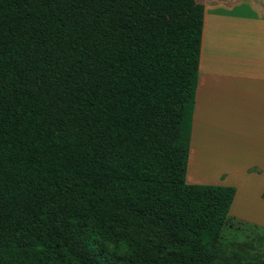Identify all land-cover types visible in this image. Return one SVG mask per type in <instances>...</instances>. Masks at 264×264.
<instances>
[{"label":"trees","instance_id":"16d2710c","mask_svg":"<svg viewBox=\"0 0 264 264\" xmlns=\"http://www.w3.org/2000/svg\"><path fill=\"white\" fill-rule=\"evenodd\" d=\"M204 11L0 0V264H264L186 181Z\"/></svg>","mask_w":264,"mask_h":264},{"label":"crops","instance_id":"0c3cea01","mask_svg":"<svg viewBox=\"0 0 264 264\" xmlns=\"http://www.w3.org/2000/svg\"><path fill=\"white\" fill-rule=\"evenodd\" d=\"M202 1V46L187 167L194 164L197 170L189 171L187 182L215 177L223 180L221 185L234 186L229 182L234 177H264V0ZM208 166L214 170L201 169ZM263 193L264 188L258 192L262 198ZM238 194L236 187L232 204ZM262 198L259 201L264 202Z\"/></svg>","mask_w":264,"mask_h":264},{"label":"rangeland","instance_id":"374dc122","mask_svg":"<svg viewBox=\"0 0 264 264\" xmlns=\"http://www.w3.org/2000/svg\"><path fill=\"white\" fill-rule=\"evenodd\" d=\"M197 2L204 3L202 0H197ZM202 164L205 165V163ZM190 170L191 167L186 171V181L190 177ZM209 180V182L202 183H214L216 181L217 184H220L219 182H223V180L215 177ZM229 182H233L234 186L240 188V194H238L236 203L230 206L228 212L230 216L221 229L220 241L232 249L258 253L264 259V202L259 201L262 197L258 194L264 188V177L245 178L238 176L229 179ZM262 199L264 200V198Z\"/></svg>","mask_w":264,"mask_h":264},{"label":"bare ground","instance_id":"6f19581e","mask_svg":"<svg viewBox=\"0 0 264 264\" xmlns=\"http://www.w3.org/2000/svg\"><path fill=\"white\" fill-rule=\"evenodd\" d=\"M213 163V162H212ZM193 164V163H192ZM211 164V163H210ZM192 167V170H190V171H192L194 174H196L195 173V170H197V166H195L194 164H193V166H191ZM201 168V167H200ZM201 169H204L205 171H213L214 170V167H212V168H209V166L208 167H205V168H201ZM197 176V175H196Z\"/></svg>","mask_w":264,"mask_h":264}]
</instances>
